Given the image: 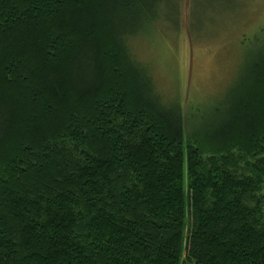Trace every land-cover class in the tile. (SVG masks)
<instances>
[{"label": "trees", "instance_id": "obj_1", "mask_svg": "<svg viewBox=\"0 0 264 264\" xmlns=\"http://www.w3.org/2000/svg\"><path fill=\"white\" fill-rule=\"evenodd\" d=\"M161 1L0 0V264H264V35L198 120L129 50Z\"/></svg>", "mask_w": 264, "mask_h": 264}, {"label": "rangeland", "instance_id": "obj_2", "mask_svg": "<svg viewBox=\"0 0 264 264\" xmlns=\"http://www.w3.org/2000/svg\"><path fill=\"white\" fill-rule=\"evenodd\" d=\"M156 11L129 50L163 101L200 120L227 98L260 46L264 0H162Z\"/></svg>", "mask_w": 264, "mask_h": 264}]
</instances>
